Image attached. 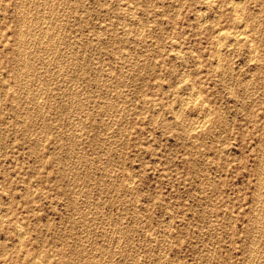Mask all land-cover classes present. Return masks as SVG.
<instances>
[{
    "label": "rangeland",
    "instance_id": "1",
    "mask_svg": "<svg viewBox=\"0 0 264 264\" xmlns=\"http://www.w3.org/2000/svg\"><path fill=\"white\" fill-rule=\"evenodd\" d=\"M230 1L0 0V264H264V0Z\"/></svg>",
    "mask_w": 264,
    "mask_h": 264
},
{
    "label": "bare ground",
    "instance_id": "2",
    "mask_svg": "<svg viewBox=\"0 0 264 264\" xmlns=\"http://www.w3.org/2000/svg\"><path fill=\"white\" fill-rule=\"evenodd\" d=\"M230 1V0H229ZM234 1V0H233ZM240 1H242V0H239V1H234L235 3H233L234 4V7H235V5L237 6V5H239L240 4ZM248 1V0H247ZM229 3V2H228ZM230 3H231V1H230ZM44 4H45V2H44ZM232 4V3H231ZM21 6V5H20ZM261 6V5H260ZM241 8V7H240ZM23 9V8H22ZM52 9V8H51ZM242 9V8H241ZM234 10V9H233ZM52 11V10H51ZM33 12H35V11H33ZM18 13V12H17ZM199 13V12H198ZM18 16V15H17ZM28 16V15H27ZM201 18V17H200ZM206 21H207V19H206ZM240 21V20H239ZM242 21V20H241ZM241 21H240V24H241ZM243 22V21H242ZM200 23H202V22H200ZM21 24V23H20ZM141 24V23H140ZM239 24V27H241V25ZM236 26H237V24H236ZM243 26H245L244 24H243ZM141 27V26H140ZM20 28V27H19ZM199 28V27H198ZM243 28H245V27H243ZM29 29V28H28ZM239 29V28H238ZM46 30V29H45ZM219 30V29H218ZM20 31H22V30H20ZM19 31V32H20ZM25 31V30H24ZM56 31V30H55ZM142 31V30H141ZM140 31V32H141ZM223 32H224V30H223ZM223 32L222 31H218L217 33H218V35L220 34V35H222L223 34ZM235 33H233V37L236 39L235 41L237 42V39H243V40H245L246 38H244V37H242L243 35H242V33H244V31H243V29H240L239 31H234ZM20 37V36H19ZM213 37H214V35H213ZM220 37V36H219ZM225 37V36H224ZM222 38V37H221ZM220 39V38H219ZM219 39H218V41H219ZM225 39V38H224ZM229 39H230V37H229ZM51 40V39H50ZM227 40V39H226ZM217 41V40H216ZM221 41H222V39H221ZM231 41V40H230ZM51 43V42H50ZM219 43V42H218ZM218 43L216 44V45H218ZM25 44V43H24ZM229 44V43H228ZM250 44V43H249ZM251 45V44H250ZM19 46H20V44H19ZM19 46H17L18 48H20ZM53 47V46H52ZM218 46H216V48H217ZM221 47V46H220ZM255 47V46H254ZM49 48V47H48ZM47 48V49H48ZM23 49V48H22ZM248 49H249V47H248ZM174 50V49H173ZM215 50H217V49H215ZM218 50H219V48H218ZM254 50V49H253ZM256 50V49H255ZM25 51V50H24ZM23 51V52H24ZM216 52V51H215ZM251 52H252V49H251ZM21 53V52H20ZM218 53V52H217ZM216 53V54H217ZM219 54H220V51H219ZM253 54V53H252ZM255 54V53H254ZM129 56V55H128ZM198 57V56H197ZM196 57V58H197ZM199 59V58H198ZM216 61H217V59H216ZM219 61V60H218ZM217 61V62H218ZM219 63V62H218ZM217 64V63H216ZM214 68V67H213ZM188 71V70H187ZM94 77V76H93ZM15 79V78H14ZM160 80V79H159ZM30 81V80H29ZM182 81V80H181ZM263 81V80H262ZM180 82V81H179ZM248 82V81H247ZM76 84V83H75ZM176 86V85H175ZM73 87V86H72ZM10 88V87H9ZM74 88V87H73ZM195 89V88H194ZM193 89V90H194ZM6 90V89H5ZM191 91V92H193L194 93V91ZM189 92V91H188ZM196 92H197V90H196ZM190 93V92H189ZM198 93V92H197ZM196 93V94H197ZM191 94V93H190ZM183 95V94H182ZM194 95H195V93H194ZM199 95V94H198ZM196 96V95H195ZM84 97V96H83ZM189 97V96H188ZM190 99H192V94L190 95ZM194 98H196V97H194ZM144 99V98H143ZM185 99H187L186 97H185ZM184 99V100H185ZM189 99V98H188ZM182 101V100H181ZM187 101V100H186ZM191 101V100H190ZM193 101V100H192ZM185 102V101H184ZM187 103V102H186ZM181 105L182 104H180V105H178L179 106V109L181 108ZM122 106V105H121ZM157 107V106H156ZM172 108V107H171ZM202 109V108H201ZM176 110H178V108L176 107ZM206 110V109H205ZM208 110V109H207ZM179 112V111H178ZM158 113V112H157ZM202 113H204V111H202ZM175 114H177V111L176 112H174V115ZM201 114V113H200ZM206 114V113H205ZM205 114H202V115H199L197 118H195V120L191 123V130H193V129H196V128H198V127H201V126H203L204 125V123L206 122V117H205ZM207 114L209 115V113L207 112ZM206 114V115H207ZM118 116V115H117ZM178 115H176L175 117H177ZM210 116V115H209ZM208 116V117H209ZM207 117V118H208ZM191 119V118H190ZM188 121V120H187ZM207 121H208V119H207ZM206 124V123H205ZM204 127V126H203ZM202 127V128H203ZM187 130V129H186ZM190 131V130H189ZM101 135V134H100ZM78 136V135H77ZM118 156V155H117ZM262 157V156H261ZM261 166V165H260ZM262 176V175H261ZM264 178V177H263ZM129 181V180H128ZM132 182V181H131ZM130 182V183H131ZM259 190H261V189H259ZM259 194V193H258ZM32 197V196H31ZM257 199V198H256ZM119 242V241H118ZM83 251V250H82ZM113 257V256H112ZM35 259V258H34ZM159 259V258H158ZM35 261V260H34ZM34 263V262H33Z\"/></svg>",
    "mask_w": 264,
    "mask_h": 264
}]
</instances>
